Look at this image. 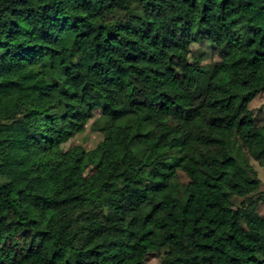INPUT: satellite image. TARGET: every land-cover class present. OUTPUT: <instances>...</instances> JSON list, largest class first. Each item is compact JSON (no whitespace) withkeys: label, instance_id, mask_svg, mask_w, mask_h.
<instances>
[{"label":"trees","instance_id":"obj_1","mask_svg":"<svg viewBox=\"0 0 264 264\" xmlns=\"http://www.w3.org/2000/svg\"><path fill=\"white\" fill-rule=\"evenodd\" d=\"M26 81L0 93L35 145L17 187L0 163V264H264V0H0V83Z\"/></svg>","mask_w":264,"mask_h":264},{"label":"rangeland","instance_id":"obj_2","mask_svg":"<svg viewBox=\"0 0 264 264\" xmlns=\"http://www.w3.org/2000/svg\"><path fill=\"white\" fill-rule=\"evenodd\" d=\"M191 55L193 58H200L201 65L209 66L219 61L217 51L210 45L202 42L191 46ZM0 93L5 95L19 94L25 99H33L28 87L27 81L21 87H14L10 84L0 83ZM250 110L257 126H264V94H258L250 104ZM97 116V115H96ZM89 122L85 131L75 136L68 142L64 148L82 147L86 151L92 150L102 140L101 134L91 127ZM35 145L28 138L26 119L20 114V107L15 102H0V163L4 166L9 186L17 187L24 179L32 175L30 168L25 161L26 154H34ZM248 163L254 169L257 179L260 182L258 193L253 196V200L264 197V162H257L248 158ZM181 182L186 183L187 179L183 174H179ZM79 201H71L69 205H77ZM235 206L240 205V199H232ZM261 214L263 212V203L260 201L257 208ZM81 230V217L75 215L73 227L69 235L73 244H77ZM162 255H149L146 258V264H159Z\"/></svg>","mask_w":264,"mask_h":264}]
</instances>
